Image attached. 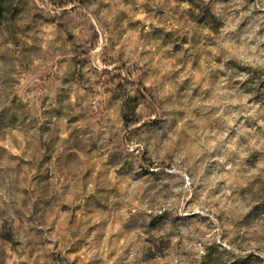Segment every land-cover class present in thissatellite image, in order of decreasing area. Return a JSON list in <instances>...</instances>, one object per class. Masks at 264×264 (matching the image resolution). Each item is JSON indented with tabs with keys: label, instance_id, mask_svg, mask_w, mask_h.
<instances>
[{
	"label": "clouds",
	"instance_id": "9594fccd",
	"mask_svg": "<svg viewBox=\"0 0 264 264\" xmlns=\"http://www.w3.org/2000/svg\"><path fill=\"white\" fill-rule=\"evenodd\" d=\"M264 264V0H0V264Z\"/></svg>",
	"mask_w": 264,
	"mask_h": 264
},
{
	"label": "rangeland",
	"instance_id": "374dc122",
	"mask_svg": "<svg viewBox=\"0 0 264 264\" xmlns=\"http://www.w3.org/2000/svg\"><path fill=\"white\" fill-rule=\"evenodd\" d=\"M238 264H247V262L246 261H240V262H238Z\"/></svg>",
	"mask_w": 264,
	"mask_h": 264
}]
</instances>
